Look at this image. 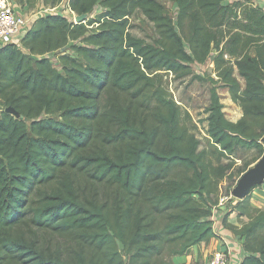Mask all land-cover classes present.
Returning a JSON list of instances; mask_svg holds the SVG:
<instances>
[{
  "label": "trees",
  "instance_id": "obj_1",
  "mask_svg": "<svg viewBox=\"0 0 264 264\" xmlns=\"http://www.w3.org/2000/svg\"><path fill=\"white\" fill-rule=\"evenodd\" d=\"M170 1L175 21L158 0H68L76 14L103 10L80 23L40 16L0 47V264H174L218 237L212 208L233 167L221 159L237 147L263 153L264 10L250 0ZM135 11L153 23L155 43L129 32ZM71 41L59 70L44 55ZM213 51L216 78L195 74ZM166 73L212 84L205 120L217 163L184 123ZM219 83L242 110L235 122ZM250 198L230 207L239 225L227 215L222 224L243 237L240 264H264V209Z\"/></svg>",
  "mask_w": 264,
  "mask_h": 264
},
{
  "label": "rangeland",
  "instance_id": "obj_2",
  "mask_svg": "<svg viewBox=\"0 0 264 264\" xmlns=\"http://www.w3.org/2000/svg\"><path fill=\"white\" fill-rule=\"evenodd\" d=\"M158 1L165 6V8L168 10L169 14L173 17L175 21L178 10L176 3L170 0H158ZM15 2L18 4V6L22 7L20 0H15ZM67 4H68V0H62V2L54 6L51 3H44L42 0H40L32 8L22 7L21 13L22 15H25L26 24L28 26L32 21H35V19L40 16L52 14L54 12L57 14L66 15L67 11L69 12V8H67ZM254 4L257 5L256 3ZM52 8L55 11L51 10ZM102 10L103 9L100 5H95L93 11L90 13V15H88V17L94 18L96 14L102 12ZM93 26L96 27V25ZM128 30L132 35L141 38L148 43H155L158 38L153 23L149 21L140 11H135L130 16ZM77 42L78 41H71L66 48L59 49L52 55H54V57H58L57 55L59 54H64L68 52L71 53L70 45L75 44ZM214 56H215V52L213 51L212 53H210L205 63L203 64L194 63L192 65L193 72L201 76L211 75L212 77L216 78L215 72L213 71ZM54 63H56L54 64V66L59 70H61V66L58 63V61L55 60ZM163 85L168 90L171 97L179 105L181 111V117L184 123L200 140V148H205L207 151H209V160H213L214 163H217L216 158L210 154L213 147L208 139V134L206 132L207 122L205 120L206 117L205 109L210 103V88L212 84L207 79L205 80L193 79L191 75L178 78V77H174L170 73H166L163 76ZM216 86L218 87L217 91L219 93L220 100L224 104L223 111L227 113V109L225 108L226 106L225 101L227 97L226 90L225 88L220 86V83L217 84ZM257 157H258V152L256 149L237 147L233 155L229 159H225V158L221 159L223 163L233 162V167L231 168V170L228 171V175L222 180V182H220L219 190L222 195H225L227 192L231 191V189L234 187L237 180L243 173L241 171L249 164L247 166L248 169L261 156L258 159ZM255 159L257 160L254 161ZM263 184L264 181L254 188L261 189ZM233 199L239 200L237 198H233ZM226 209L227 208H225V210ZM46 235H47L48 244L53 245L56 241L54 235L49 232H47ZM63 240L64 238L60 237L59 241H63ZM211 252L212 250L208 252L209 254L206 256L207 258L209 257ZM196 258H197L196 260H194V258L189 259V264H205L206 258L204 255V251L203 252L199 251L196 255Z\"/></svg>",
  "mask_w": 264,
  "mask_h": 264
},
{
  "label": "crops",
  "instance_id": "obj_3",
  "mask_svg": "<svg viewBox=\"0 0 264 264\" xmlns=\"http://www.w3.org/2000/svg\"><path fill=\"white\" fill-rule=\"evenodd\" d=\"M232 0H226L224 3L230 2ZM256 4L261 3L260 0H250ZM25 16V15H23ZM34 21H32L28 26L27 24H24L19 31V36L18 39L23 37V35L30 29ZM3 44L0 43V47ZM234 75L240 80L241 84L244 85V81L242 78L239 77L237 74V70L235 69ZM226 90V101H225V108L227 109V113L224 112L226 118L229 120L235 122L237 121L241 116H242V110L241 108L232 101L227 89ZM231 111V112H230ZM235 112V113H234ZM238 160V159H236ZM222 182V181H221ZM222 194L219 190V196L220 197ZM251 198H250V203L253 207L255 208H262L264 207V184L261 189L254 188L251 192ZM236 200H232V205H234ZM230 205L227 207V209L223 210H217L214 215H212V220L214 221L213 228L218 236L217 238H212L208 242H201L200 244L194 245L190 252L188 254H183V255H174L172 256L171 260L174 264H189V259L194 258L196 260V255L197 253L203 252L205 255V263L208 260L206 257L209 253V251H214L216 249H219L221 247H225L228 250L229 253V264H240L243 256L245 255V252L242 248V242H243V237L240 235L234 234L231 230L227 229L224 227L222 224V219L225 215H227V221L231 224L234 225H239V219L237 215V211L232 210ZM242 220L247 221L248 218L246 216L241 217ZM209 250V251H208ZM212 253V252H211ZM210 253V254H211ZM210 256V255H209Z\"/></svg>",
  "mask_w": 264,
  "mask_h": 264
},
{
  "label": "built area",
  "instance_id": "obj_4",
  "mask_svg": "<svg viewBox=\"0 0 264 264\" xmlns=\"http://www.w3.org/2000/svg\"><path fill=\"white\" fill-rule=\"evenodd\" d=\"M260 1L261 3L257 4V6L264 10V0ZM21 8L22 7L18 6L15 0H0V43H19L18 36L20 35V28L26 24L25 16L21 13ZM67 8H69L68 4ZM51 10L55 11L53 8ZM65 16H67L70 21L75 22L76 13L70 8ZM54 53L55 52H49L44 55V57L48 58L53 65L56 64L54 63L55 60L58 61L57 57L52 55ZM233 198L231 192L229 195H221L217 204L212 208V215H214L217 210H223L232 205ZM229 261L228 250L225 247H221L212 251L205 264H229Z\"/></svg>",
  "mask_w": 264,
  "mask_h": 264
},
{
  "label": "water",
  "instance_id": "obj_5",
  "mask_svg": "<svg viewBox=\"0 0 264 264\" xmlns=\"http://www.w3.org/2000/svg\"><path fill=\"white\" fill-rule=\"evenodd\" d=\"M88 18V13L76 14L75 23L85 22ZM6 112L14 114L18 113L12 108L7 107ZM263 153L261 157L241 174L234 187L231 189V195L239 200L251 194L253 188L264 181V137L262 139Z\"/></svg>",
  "mask_w": 264,
  "mask_h": 264
},
{
  "label": "clouds",
  "instance_id": "obj_6",
  "mask_svg": "<svg viewBox=\"0 0 264 264\" xmlns=\"http://www.w3.org/2000/svg\"><path fill=\"white\" fill-rule=\"evenodd\" d=\"M235 198V197H234ZM235 200V199H234Z\"/></svg>",
  "mask_w": 264,
  "mask_h": 264
}]
</instances>
